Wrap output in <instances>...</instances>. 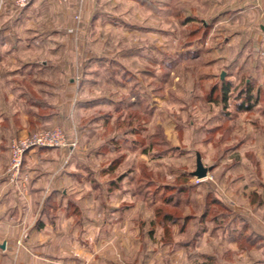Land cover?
Instances as JSON below:
<instances>
[{"label":"rangeland","instance_id":"obj_1","mask_svg":"<svg viewBox=\"0 0 264 264\" xmlns=\"http://www.w3.org/2000/svg\"><path fill=\"white\" fill-rule=\"evenodd\" d=\"M37 2L0 0V59L50 61L56 77L22 83L49 115L27 136L61 129L76 143L50 148L67 182L42 209L37 256L166 264L174 225L223 210L213 202L231 188L264 187V0Z\"/></svg>","mask_w":264,"mask_h":264},{"label":"crops","instance_id":"obj_2","mask_svg":"<svg viewBox=\"0 0 264 264\" xmlns=\"http://www.w3.org/2000/svg\"><path fill=\"white\" fill-rule=\"evenodd\" d=\"M8 60L0 59V66L7 68L0 71V264H55L37 256L40 254L30 244L48 238L37 225L47 223L43 211L54 206L67 182L62 170L63 151L40 148L27 153L22 169L26 184H12L7 169L11 140L48 127L49 115L41 117V107L26 100L23 80L41 76L48 79L56 74L48 60ZM227 191L230 196L212 205L223 210L196 216L180 230L173 226L175 243L163 242L164 249H160L166 264H264V187L243 189L245 193L235 187ZM190 224L195 228L192 242L184 239L182 231ZM147 260L152 262L151 255Z\"/></svg>","mask_w":264,"mask_h":264},{"label":"built area","instance_id":"obj_3","mask_svg":"<svg viewBox=\"0 0 264 264\" xmlns=\"http://www.w3.org/2000/svg\"><path fill=\"white\" fill-rule=\"evenodd\" d=\"M19 9H24L31 5L35 0H14ZM56 1L65 4L71 0H46ZM83 1V0H81ZM76 143L70 142L61 129H49L34 133L30 136L16 137L10 143V161L7 169L9 180L12 184H19L26 181L22 177V169L27 153L40 148H73Z\"/></svg>","mask_w":264,"mask_h":264},{"label":"water","instance_id":"obj_4","mask_svg":"<svg viewBox=\"0 0 264 264\" xmlns=\"http://www.w3.org/2000/svg\"><path fill=\"white\" fill-rule=\"evenodd\" d=\"M209 170L210 169L206 168L203 165L200 155L197 154V170L193 173V175L198 177L199 179H204V178H206Z\"/></svg>","mask_w":264,"mask_h":264},{"label":"trees","instance_id":"obj_5","mask_svg":"<svg viewBox=\"0 0 264 264\" xmlns=\"http://www.w3.org/2000/svg\"><path fill=\"white\" fill-rule=\"evenodd\" d=\"M224 90H225V91H224V94L227 95V91L229 90V87L225 88ZM215 201H216V200H215ZM215 201H214V202H215ZM167 218L170 219L171 217H167ZM171 221H172L173 223H178L179 220L176 218V219H171ZM184 221H186V220H184Z\"/></svg>","mask_w":264,"mask_h":264}]
</instances>
